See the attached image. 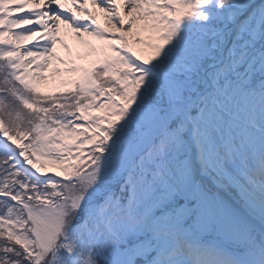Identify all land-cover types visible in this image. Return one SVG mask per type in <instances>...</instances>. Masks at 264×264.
<instances>
[{
	"label": "snow or ice",
	"instance_id": "obj_1",
	"mask_svg": "<svg viewBox=\"0 0 264 264\" xmlns=\"http://www.w3.org/2000/svg\"><path fill=\"white\" fill-rule=\"evenodd\" d=\"M0 264H264V0H0Z\"/></svg>",
	"mask_w": 264,
	"mask_h": 264
},
{
	"label": "bare ground",
	"instance_id": "obj_2",
	"mask_svg": "<svg viewBox=\"0 0 264 264\" xmlns=\"http://www.w3.org/2000/svg\"><path fill=\"white\" fill-rule=\"evenodd\" d=\"M94 11L97 13V16H98V19L100 20V23L104 26H108V22L105 19L103 13H100L98 9H94ZM143 32H144L143 33L144 35L141 34L142 33L141 30H138L135 33L136 35L131 34L130 41H132L133 45H135V43H134L135 39L141 40L145 46H143L142 44L140 45V43H139V44H137V50L143 51L145 54H147V52L150 51V49L148 48V44L150 43V36L152 34L147 30H145ZM137 33H139L141 36L139 37ZM71 42L73 43V45H75V44H77V39L75 37H73V38H71ZM104 47H106V45ZM103 49L104 48H102L101 53L103 52ZM90 56L93 57L94 55L91 54ZM77 57L81 58L80 55H77ZM89 63H91V61ZM89 63H88V61L82 62V64H84V65H89ZM76 64H77V62H76ZM60 67L63 68V67H65V65H60ZM47 75L49 76V80L46 82L40 83L39 88H44L45 90L57 89V87H58L57 83H54L53 81L55 80L56 82H58L61 79V77L57 76V77L53 78L51 73H47Z\"/></svg>",
	"mask_w": 264,
	"mask_h": 264
},
{
	"label": "rangeland",
	"instance_id": "obj_3",
	"mask_svg": "<svg viewBox=\"0 0 264 264\" xmlns=\"http://www.w3.org/2000/svg\"><path fill=\"white\" fill-rule=\"evenodd\" d=\"M143 31H145V30H141V32H142L141 34H142V35H144V34H143V33H144ZM137 34H138V36H139V37L141 36L139 33H137ZM133 35H136V34H135V33H133ZM141 44H142L143 46H145V45L143 44V42H141V43H140V45H141ZM134 46H136V48H137V44H135ZM86 48H87V47H86V46H84V47L82 48V49H83V51H84Z\"/></svg>",
	"mask_w": 264,
	"mask_h": 264
}]
</instances>
